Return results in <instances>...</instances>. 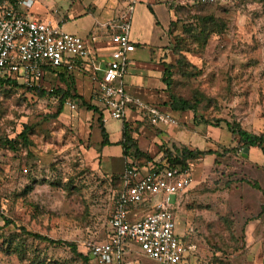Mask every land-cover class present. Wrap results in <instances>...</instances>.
I'll return each instance as SVG.
<instances>
[{"label":"rangeland","instance_id":"374dc122","mask_svg":"<svg viewBox=\"0 0 264 264\" xmlns=\"http://www.w3.org/2000/svg\"><path fill=\"white\" fill-rule=\"evenodd\" d=\"M176 45L182 63L173 51ZM172 51L170 96L198 99L202 105L196 123L170 128L176 143L158 145L153 159L174 146L219 153L235 149L192 163L194 183L176 219L181 228L193 227L200 264H264V151L252 147L245 153L224 122L214 126L236 122L264 136V0L179 10ZM47 83V92L61 88L57 79ZM91 88L84 99L95 106ZM72 100L76 112L65 105L54 118L59 97L48 100L24 88H0V264H96L29 233L74 243L81 255L90 254L89 243L108 239L122 149L118 135L109 139L112 144L97 145V138L103 139L98 115L92 120L81 101ZM105 118L110 129L122 124ZM25 127L30 128V146L20 145L16 152L2 146ZM102 147L103 158L93 156Z\"/></svg>","mask_w":264,"mask_h":264},{"label":"built area","instance_id":"2783aa9c","mask_svg":"<svg viewBox=\"0 0 264 264\" xmlns=\"http://www.w3.org/2000/svg\"><path fill=\"white\" fill-rule=\"evenodd\" d=\"M176 4L234 5L241 0H174ZM133 1L127 13L115 26L112 36L114 51L103 75L97 79L94 99L108 118L124 121L134 108L142 112L148 124L176 126V120L157 105L147 104L126 90L131 55L136 46L131 38ZM35 0H15L6 3L0 16V80L19 82L26 90H49V69L76 71L90 52L81 37L61 31L49 23L31 16ZM75 111L77 104L68 101ZM122 190L109 221L110 231L105 242L89 243L88 249L96 264H131L124 256L129 244H135L142 255L158 264H200L198 247L189 236L177 234L174 200L187 192L194 183L191 169L164 168L158 170L152 163L140 167L138 160L125 157ZM145 207L143 216L132 217Z\"/></svg>","mask_w":264,"mask_h":264},{"label":"crops","instance_id":"0c3cea01","mask_svg":"<svg viewBox=\"0 0 264 264\" xmlns=\"http://www.w3.org/2000/svg\"><path fill=\"white\" fill-rule=\"evenodd\" d=\"M11 1L14 2L15 0ZM133 1L35 0V4L30 11L34 19L49 23L58 27L61 31L81 37L87 42L90 56L76 71L72 72L77 78V95L83 98L87 97L85 91L88 87H92L91 90L89 89L90 97L95 93L97 79L103 75L106 64L115 48L112 42V36L117 33L115 26L124 17L130 6L133 5ZM175 5L174 0H137L135 3L131 38L135 43L136 51L131 55L129 74L125 78L126 90L130 95L140 98L147 104L161 107L177 123H196V115L194 113L176 112L171 109V96L163 80L166 67L171 65L174 60L172 30L173 25L177 22ZM2 7L0 4V16ZM46 77L48 81L57 79L53 74ZM16 84L19 87L22 86L19 82H16ZM60 84L62 85V82ZM69 101L76 103L74 100ZM93 107L99 108L101 111L104 110L98 104ZM88 111L90 117L93 118L92 120L97 114L99 122L101 112ZM71 112H76V110H71ZM102 116L109 142L112 136L118 135L116 142L121 146L123 125L128 123L132 130L138 128V131L133 133V137L139 149L143 152H148L153 158L158 153V145L168 141L176 143V140L172 136L170 137L171 133L169 132L171 127L178 128V125L160 124L157 127H151L145 115L134 108L127 112L124 121H120L122 124L118 129H115V127L108 128L106 126L108 121H106V113L104 111ZM109 120L112 119L109 118ZM88 134L89 140L93 141L91 134ZM103 142L104 140L100 141L99 137L96 140V144L103 145ZM121 149L123 169L119 174L122 176L125 167V157L122 146ZM89 151H91V148ZM93 156L103 158V147L98 149ZM161 158L162 156H159L156 162L160 161ZM192 186L187 192L175 198V214L176 211H183L184 197L192 190ZM145 209V207L140 208L132 218H141ZM189 231L194 232L191 225L181 228L177 220V234L179 237L185 239ZM192 235L190 234L189 236L190 241ZM193 243L196 244L195 242ZM196 246L198 247L197 244ZM199 253L198 247V260H200ZM124 259L131 264H147V262H149L148 264H158L144 257L135 244L128 245Z\"/></svg>","mask_w":264,"mask_h":264},{"label":"trees","instance_id":"16d2710c","mask_svg":"<svg viewBox=\"0 0 264 264\" xmlns=\"http://www.w3.org/2000/svg\"><path fill=\"white\" fill-rule=\"evenodd\" d=\"M2 0H0L1 3ZM207 7V8H214V7H223L221 5H203V4H186V5H180V4H176L175 5V11L177 14V22H178V14H179V10L182 9H189L191 7ZM176 22V23H177ZM176 23L175 25H173V29L176 27ZM207 29H203L202 33H206ZM174 53L178 56V60L179 63H182V55H181V50L178 48V45L175 46V49L173 50ZM173 67L171 65H168L166 67V71L164 73V83L167 85V88L169 90L172 89L173 86V71H172ZM53 74L54 77L57 78L58 83L62 82V86L61 88H57V90H53L52 92H47L45 90H28L31 93H34L36 96L40 97V98H44L46 97L48 100H51L52 98H58L59 97V111L57 112L56 115H54L53 117H58L62 111L64 106L66 105V103L69 100L72 99H77L79 101H81L82 106L86 107L88 110L90 111H95V112H101L100 113V117H99V122H100V128H101V134L103 137V145L109 144L108 141V134L104 128V124H103V116H102V112L104 110H100L99 108L93 107L91 105H89L86 100L77 95L76 94V90H75V80H74V75L72 74V72L68 71V69H62V70H53V69H49L47 72V75H51ZM24 88V86L19 87L15 81L11 80V79H1L0 80V88ZM202 103L201 100H196V101H189L186 99H183L181 97H178L175 94H172L171 96V109L173 111L176 112H192L195 115L199 112L200 107H201ZM225 123L226 127L229 129V131L231 132V134L233 135V137L235 139L238 140L239 145L243 148V149H249L252 147H259L260 149H262L264 151V136L263 135H255L252 134L246 130H244L242 128V126L239 123L236 122H227V121H219L218 124H215L214 126H219L220 123ZM152 127V126H151ZM29 131L30 128L29 127H25V129L19 134L17 135V137L15 139H6L5 141H2L1 144L4 148L8 149L9 151H13L16 152L18 150V147L20 145H24L25 147L30 146V140H29ZM138 131V128L136 130H132V128L130 127V125L128 123H124L123 125V134H122V141H121V146L123 147V155L124 157L129 156V155H133L139 162L140 167L145 168L147 166L148 163H152L156 169L158 170H162L164 168H169V169H179V170H187V169H191L192 167V163L194 161L200 160L203 157L207 156V155H215L217 157H225L231 153L235 152V149H225V151L223 150V153H219V152H204V151H199V150H191L188 147H178V146H174L173 149L167 148L165 150H163V156L160 159V161L156 162L153 157L151 155H149L146 152H143L139 149L138 145L136 144L134 137H133V133H136ZM121 175L117 176L115 178V180L117 182H119L120 185V191L122 190V180H121ZM255 188L258 190H261L260 187L258 185H255ZM119 191V193H120ZM30 236H32L33 238L43 241V242H47L50 245L53 246H64L69 248L73 254L77 255L78 257H80L81 259H83L86 263L90 262L91 260H93L91 254L88 255H81L78 253V249L77 246L74 243H70V242H57V241H53L50 240L48 238L39 236V235H35V234H31L29 233Z\"/></svg>","mask_w":264,"mask_h":264},{"label":"water","instance_id":"95a60500","mask_svg":"<svg viewBox=\"0 0 264 264\" xmlns=\"http://www.w3.org/2000/svg\"><path fill=\"white\" fill-rule=\"evenodd\" d=\"M245 153H248V149L245 150Z\"/></svg>","mask_w":264,"mask_h":264}]
</instances>
